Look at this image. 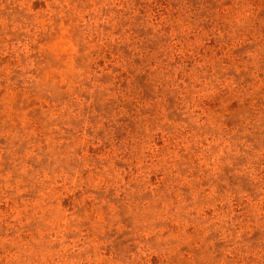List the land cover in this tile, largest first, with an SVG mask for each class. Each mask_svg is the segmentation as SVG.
<instances>
[{
    "label": "rangeland",
    "instance_id": "rangeland-1",
    "mask_svg": "<svg viewBox=\"0 0 264 264\" xmlns=\"http://www.w3.org/2000/svg\"><path fill=\"white\" fill-rule=\"evenodd\" d=\"M0 264H264V0H0Z\"/></svg>",
    "mask_w": 264,
    "mask_h": 264
}]
</instances>
